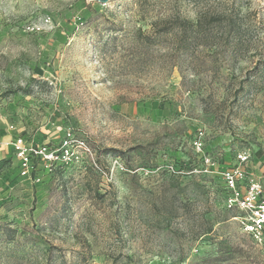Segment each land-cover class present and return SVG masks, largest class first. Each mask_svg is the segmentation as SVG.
Instances as JSON below:
<instances>
[{
  "label": "rangeland",
  "instance_id": "374dc122",
  "mask_svg": "<svg viewBox=\"0 0 264 264\" xmlns=\"http://www.w3.org/2000/svg\"><path fill=\"white\" fill-rule=\"evenodd\" d=\"M259 210L264 0H0V264H264Z\"/></svg>",
  "mask_w": 264,
  "mask_h": 264
},
{
  "label": "trees",
  "instance_id": "16d2710c",
  "mask_svg": "<svg viewBox=\"0 0 264 264\" xmlns=\"http://www.w3.org/2000/svg\"><path fill=\"white\" fill-rule=\"evenodd\" d=\"M217 21L218 19L208 15V13L197 17L194 21H189L179 16L169 17L156 23L154 22L151 25L152 32L150 34L143 33L140 29L136 30L133 40L142 49L157 47L168 42L171 45V49L174 48V53L187 57L189 54H194L197 48L201 50L206 47L207 49H213L216 43L213 37V30L218 29L219 26L218 24L211 26V23H218ZM234 32H232V37L226 39L224 43L237 49L239 42ZM144 56L149 57L147 54ZM139 60H141L140 57L137 58V61Z\"/></svg>",
  "mask_w": 264,
  "mask_h": 264
},
{
  "label": "built area",
  "instance_id": "2783aa9c",
  "mask_svg": "<svg viewBox=\"0 0 264 264\" xmlns=\"http://www.w3.org/2000/svg\"><path fill=\"white\" fill-rule=\"evenodd\" d=\"M200 136L201 134L198 135L197 140H195L193 143L196 150H199L202 147V144L200 142ZM17 150H19L20 156L24 154V149L22 148V146L18 145ZM239 159L241 161H244L245 157L239 156ZM227 180L229 181L230 184H232V177L230 176V174H227ZM242 204L244 205V203ZM263 224H264V212L261 210L256 211L254 217L252 218V224L250 225L251 231L260 229L261 225Z\"/></svg>",
  "mask_w": 264,
  "mask_h": 264
},
{
  "label": "water",
  "instance_id": "95a60500",
  "mask_svg": "<svg viewBox=\"0 0 264 264\" xmlns=\"http://www.w3.org/2000/svg\"><path fill=\"white\" fill-rule=\"evenodd\" d=\"M90 1H94V2H96V3H98V4L104 5V4H106L109 0H90Z\"/></svg>",
  "mask_w": 264,
  "mask_h": 264
}]
</instances>
